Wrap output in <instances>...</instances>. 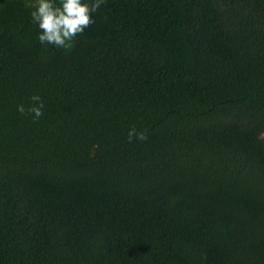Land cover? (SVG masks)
Here are the masks:
<instances>
[{"label":"trees","instance_id":"1","mask_svg":"<svg viewBox=\"0 0 264 264\" xmlns=\"http://www.w3.org/2000/svg\"><path fill=\"white\" fill-rule=\"evenodd\" d=\"M26 3L0 0V264H264V0H105L70 51Z\"/></svg>","mask_w":264,"mask_h":264},{"label":"clouds","instance_id":"2","mask_svg":"<svg viewBox=\"0 0 264 264\" xmlns=\"http://www.w3.org/2000/svg\"><path fill=\"white\" fill-rule=\"evenodd\" d=\"M105 0H27L26 7L30 12L32 22L38 27V40L43 44H51L65 51L74 47V40L82 35L84 30L94 23L92 13L98 11ZM34 102L27 110L23 104L17 106L20 114H31L33 119L43 115L44 104L39 95H33ZM144 140L147 137L132 127L128 132L129 141L133 137ZM264 139V132L260 134Z\"/></svg>","mask_w":264,"mask_h":264}]
</instances>
